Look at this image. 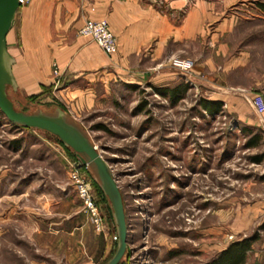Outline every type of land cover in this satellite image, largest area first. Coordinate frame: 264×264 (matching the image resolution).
I'll return each mask as SVG.
<instances>
[{"label": "rangeland", "instance_id": "rangeland-1", "mask_svg": "<svg viewBox=\"0 0 264 264\" xmlns=\"http://www.w3.org/2000/svg\"><path fill=\"white\" fill-rule=\"evenodd\" d=\"M258 1L230 0L224 14L235 17L225 34L229 53L248 56L246 65L225 78L250 97H264V13L257 10ZM20 11L18 7L9 43L18 86L9 85V95L17 110L70 109L109 162L128 232L126 252L117 264H204L246 237L252 247L244 264H264V130L256 118L252 124L240 119L257 114L250 102L228 96L222 112L211 115L199 105L205 90L175 70L170 57L157 71L166 66L173 77L151 82L144 60L138 76L123 71L114 63L115 54L107 53L110 62L91 81L93 101L61 100L55 88L62 78L56 83L53 57L26 56L17 32ZM185 47L173 42L177 53L171 56ZM48 69L54 75L51 82ZM134 75L139 82L126 83ZM180 81L189 88L176 102L155 90ZM243 126L251 132L244 133ZM252 135L257 143L248 146ZM73 164L90 186L100 229L70 176ZM117 238L110 201L83 158L57 134L17 126L0 108V264H105L117 249Z\"/></svg>", "mask_w": 264, "mask_h": 264}, {"label": "crops", "instance_id": "crops-1", "mask_svg": "<svg viewBox=\"0 0 264 264\" xmlns=\"http://www.w3.org/2000/svg\"><path fill=\"white\" fill-rule=\"evenodd\" d=\"M24 2L19 6L21 16L17 32L23 37L26 56L32 59L38 53L51 55V67L53 62H57L62 80L58 88H55V93L61 100L74 99L76 103H91L94 99L91 81L97 76L96 71L110 62L106 52L95 41L77 31L89 18L108 20L118 44L115 53L117 60L114 63L125 72L139 76L143 71L141 62L144 60L143 65L148 67L151 82L164 78L168 82L173 72L166 66L157 71V67L163 66L165 58L177 53L171 48L172 43L177 41L189 46L179 49L182 56L193 57L195 61L192 73L183 76L190 82H198L206 92L205 98L226 100L228 96L237 95L248 101L251 98L248 90L234 88L225 78L235 67L246 65L248 61L244 53H229L225 34L233 29L235 17L224 14L225 5L230 0H224V4L219 7L210 0H195L189 5L186 0ZM211 28H214L213 31ZM7 39L9 47L10 33ZM9 51H12L11 48ZM47 73L52 75V70L50 72L48 69ZM105 77L102 76L103 79ZM50 78H47L48 82H51L54 75ZM137 79L134 75L126 83L134 84L139 82ZM87 80L91 83L85 84ZM65 109L69 115L74 116L70 109ZM255 118L264 130V116L258 113L254 118L240 116L243 124L255 123Z\"/></svg>", "mask_w": 264, "mask_h": 264}, {"label": "water", "instance_id": "water-1", "mask_svg": "<svg viewBox=\"0 0 264 264\" xmlns=\"http://www.w3.org/2000/svg\"><path fill=\"white\" fill-rule=\"evenodd\" d=\"M20 5V0H0V108L10 120L16 123H21L27 127H38L57 134L63 143L72 147L87 163L92 175L98 181L112 206L116 232H118L117 249L105 264H117L126 252L128 232L122 193L115 176L112 174L109 162L91 141L88 132L80 127L76 123L78 121L69 115L65 109L57 107L54 110L46 111L37 108L32 112L17 110L6 92L7 84L11 85L14 90L18 86L12 71L15 59L7 48L6 33L11 28L16 10Z\"/></svg>", "mask_w": 264, "mask_h": 264}, {"label": "built area", "instance_id": "built-area-1", "mask_svg": "<svg viewBox=\"0 0 264 264\" xmlns=\"http://www.w3.org/2000/svg\"><path fill=\"white\" fill-rule=\"evenodd\" d=\"M24 1L27 0H20V3ZM186 1L188 2L189 0ZM78 32L84 37L91 38L109 55L115 54L118 50L116 35L113 30H111L109 22L106 18H89L78 28ZM169 62L175 70L180 71L184 76H188V74L192 73L195 61L193 57L177 55L170 56ZM53 74L57 77L56 83L60 82L62 72H60L57 62H53ZM249 101L259 115H262V112L264 113V97L262 95L256 94L251 96ZM70 176L75 184L76 190H78L79 196L82 197L84 204L89 210L95 227L100 229L103 223L98 206L94 202L88 182L83 178V176H81L80 170L76 164H73Z\"/></svg>", "mask_w": 264, "mask_h": 264}, {"label": "trees", "instance_id": "trees-1", "mask_svg": "<svg viewBox=\"0 0 264 264\" xmlns=\"http://www.w3.org/2000/svg\"><path fill=\"white\" fill-rule=\"evenodd\" d=\"M256 8L261 13H264V1H258L256 2ZM189 88V85L187 84V81H180L178 84L174 86L165 85L163 87L155 86L156 92H158L162 96H168L171 98L174 102L178 101V99L182 98L185 93L187 92ZM200 107L206 112L211 115H217L222 112V106H223V100L220 99H213V98H200L199 100ZM61 107L62 109H65L62 105H57L55 108ZM22 110V109H21ZM26 111V110H23ZM66 111V109H65ZM28 112V111H26ZM10 120V119H9ZM12 121V120H11ZM17 126H23L27 127L23 124L16 123L12 121ZM241 130L244 133H250L251 130L247 126H243ZM257 136L252 135V137L247 139L248 146L255 145L257 143ZM61 140V139H60ZM62 142V140H61ZM63 145L66 147H70L62 142ZM73 151L74 149L70 147ZM75 154H77L74 151ZM78 155V154H77ZM253 158L256 161L261 160L260 155H254ZM96 180V178H95ZM99 188L101 189L98 181L96 180ZM103 191V189H101ZM104 192V191H103ZM252 247V239L251 238H242L241 240H235L230 242V244L227 246V248L223 249L222 251L218 252L215 256H213V259L204 263V264H244L247 260V252Z\"/></svg>", "mask_w": 264, "mask_h": 264}, {"label": "bare ground", "instance_id": "bare-ground-1", "mask_svg": "<svg viewBox=\"0 0 264 264\" xmlns=\"http://www.w3.org/2000/svg\"><path fill=\"white\" fill-rule=\"evenodd\" d=\"M18 9V8H17ZM17 11V10H16ZM14 21H15V19H14ZM14 21H13V24H14ZM13 24H12V26H13ZM12 26H11V28H12ZM11 28L8 30V32L6 33L7 35L10 33V31H11ZM6 40L8 41V39H7V36H6ZM7 48L9 49V47H8V44H7ZM13 55V54H12ZM14 59H16L15 57H14ZM14 64H13V66H12V71H13V74H14V77L16 78V76H15V72H14ZM17 80V79H16ZM8 86H9V84H7L6 85V92L8 93V96L10 97V95H9V91H8ZM10 99L12 100V98L10 97ZM12 102H13V100H12ZM13 105H14V103H13ZM15 106V105H14ZM16 108V107H15ZM264 113L262 112V115H263ZM73 118L76 120V118L73 116ZM77 121V120H76ZM81 123V122H80ZM81 125H82V123H81ZM83 126V125H82ZM38 128V127H37ZM84 128V127H83ZM40 129V128H39ZM90 138V137H89ZM91 139V138H90ZM94 145H95V143H94Z\"/></svg>", "mask_w": 264, "mask_h": 264}]
</instances>
